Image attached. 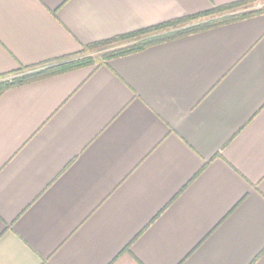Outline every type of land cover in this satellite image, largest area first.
<instances>
[{"label":"crops","instance_id":"0c3cea01","mask_svg":"<svg viewBox=\"0 0 264 264\" xmlns=\"http://www.w3.org/2000/svg\"><path fill=\"white\" fill-rule=\"evenodd\" d=\"M240 0H0V75ZM0 264H264V12L0 94Z\"/></svg>","mask_w":264,"mask_h":264},{"label":"trees","instance_id":"16d2710c","mask_svg":"<svg viewBox=\"0 0 264 264\" xmlns=\"http://www.w3.org/2000/svg\"><path fill=\"white\" fill-rule=\"evenodd\" d=\"M261 1L259 7L251 8ZM264 12V0H240L232 3L215 5L210 9L186 16L181 19L167 21L126 34L118 35L102 41L85 45L83 50L75 55L62 57L54 61L24 66L0 75V94L13 86L22 85L51 75L63 73L85 66H95L125 54L136 52L149 45L229 23L254 14ZM116 45L109 47L101 56L83 54L88 49L101 45Z\"/></svg>","mask_w":264,"mask_h":264},{"label":"rangeland","instance_id":"374dc122","mask_svg":"<svg viewBox=\"0 0 264 264\" xmlns=\"http://www.w3.org/2000/svg\"><path fill=\"white\" fill-rule=\"evenodd\" d=\"M260 3H261V1L252 4L250 7L251 8H257V7H259ZM114 45H116V43H112L110 45H101V46L93 48V49H88L83 54H91L93 56L98 57V56H101L109 47L114 46Z\"/></svg>","mask_w":264,"mask_h":264}]
</instances>
